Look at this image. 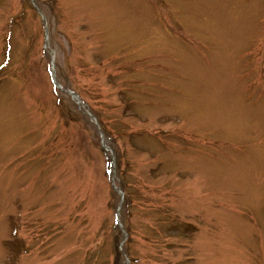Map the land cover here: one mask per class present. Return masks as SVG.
Returning a JSON list of instances; mask_svg holds the SVG:
<instances>
[{"label":"rangeland","instance_id":"obj_1","mask_svg":"<svg viewBox=\"0 0 264 264\" xmlns=\"http://www.w3.org/2000/svg\"><path fill=\"white\" fill-rule=\"evenodd\" d=\"M0 264H264V0H0Z\"/></svg>","mask_w":264,"mask_h":264}]
</instances>
